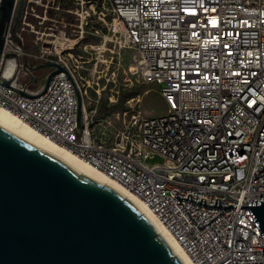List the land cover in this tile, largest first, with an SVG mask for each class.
Instances as JSON below:
<instances>
[{"label": "built area", "instance_id": "built-area-1", "mask_svg": "<svg viewBox=\"0 0 264 264\" xmlns=\"http://www.w3.org/2000/svg\"><path fill=\"white\" fill-rule=\"evenodd\" d=\"M107 1L111 37L91 24L75 32V42L97 39V52L108 39L132 47L136 71L158 86L164 113L133 116L113 137L98 139L80 71L48 47L33 51L21 30L20 41L10 33L5 41L3 55L18 60L0 66V76L13 79L0 84V107L152 205L194 264H264V233L253 210L264 202V0ZM42 2L26 0L25 27ZM48 54L64 70L36 94L32 65ZM154 153L162 162H147Z\"/></svg>", "mask_w": 264, "mask_h": 264}, {"label": "water", "instance_id": "water-1", "mask_svg": "<svg viewBox=\"0 0 264 264\" xmlns=\"http://www.w3.org/2000/svg\"><path fill=\"white\" fill-rule=\"evenodd\" d=\"M25 7L26 0H0V66L7 58L18 60L3 49L8 33L21 40ZM47 57L32 65L49 69L36 94L64 70L54 55ZM41 77L32 74L29 82ZM12 81L0 76V84ZM253 210L264 233V202ZM0 264L184 263L133 201L0 127Z\"/></svg>", "mask_w": 264, "mask_h": 264}, {"label": "rangeland", "instance_id": "rangeland-1", "mask_svg": "<svg viewBox=\"0 0 264 264\" xmlns=\"http://www.w3.org/2000/svg\"><path fill=\"white\" fill-rule=\"evenodd\" d=\"M75 1L79 3L71 4L72 11L69 24L65 26L64 37L58 41L57 36H51L48 39L51 45L47 50L54 54L59 52L61 58L69 60L80 71L86 90V109L92 118L91 128L94 135L98 139L110 138L133 116L151 117L164 113L167 106L158 86L144 82L136 71L137 56L132 47L121 46L108 39L97 52L91 47L97 39L84 36L75 42V32L80 27L86 29L91 24L102 27L103 34L111 37V31L105 25L109 24L113 17L108 1ZM100 10L104 12V20L97 18L96 14ZM65 41H69L72 47L65 49ZM53 45H56V48ZM21 79L26 80L25 77ZM42 83L40 78L37 84H33L32 89H38ZM162 160L163 157L157 153L147 158V162L151 164L160 163Z\"/></svg>", "mask_w": 264, "mask_h": 264}, {"label": "bare ground", "instance_id": "bare-ground-1", "mask_svg": "<svg viewBox=\"0 0 264 264\" xmlns=\"http://www.w3.org/2000/svg\"><path fill=\"white\" fill-rule=\"evenodd\" d=\"M60 43L62 45V42ZM79 91L81 93H86L84 84L81 80L79 81ZM0 127L52 154L70 167L115 188L121 194L133 201L142 213L146 214V216L153 222L158 232L166 238L175 254L184 264H194L187 251L152 211V205H146L140 196L129 190L123 184L107 176L104 173V169L95 167L93 164L81 158L72 149L63 146L52 139L44 137L27 122L19 119L3 107H0ZM228 168H236V160H229ZM200 176H207V169H200Z\"/></svg>", "mask_w": 264, "mask_h": 264}, {"label": "flooded vegetation", "instance_id": "flooded-vegetation-1", "mask_svg": "<svg viewBox=\"0 0 264 264\" xmlns=\"http://www.w3.org/2000/svg\"><path fill=\"white\" fill-rule=\"evenodd\" d=\"M73 2L79 3L75 0H43L42 4L34 6L32 16L26 18L31 21L32 27H25L23 14L20 30L25 43L40 50L51 45L48 40L51 36H57L58 41L62 40L66 33L65 26L69 24ZM36 72L42 75L41 79L44 81V76L49 72V69L41 68Z\"/></svg>", "mask_w": 264, "mask_h": 264}, {"label": "trees", "instance_id": "trees-1", "mask_svg": "<svg viewBox=\"0 0 264 264\" xmlns=\"http://www.w3.org/2000/svg\"><path fill=\"white\" fill-rule=\"evenodd\" d=\"M102 110V109H101ZM101 110H100V112H101Z\"/></svg>", "mask_w": 264, "mask_h": 264}]
</instances>
